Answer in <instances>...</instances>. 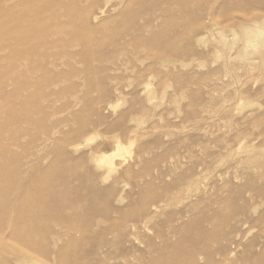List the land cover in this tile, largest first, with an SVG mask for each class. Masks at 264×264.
I'll use <instances>...</instances> for the list:
<instances>
[{"label":"bare ground","instance_id":"6f19581e","mask_svg":"<svg viewBox=\"0 0 264 264\" xmlns=\"http://www.w3.org/2000/svg\"><path fill=\"white\" fill-rule=\"evenodd\" d=\"M144 2L0 0V62H5L0 69L9 74L19 106L11 108V96L4 88L10 81L4 87L0 83V105L8 107L10 116L19 113L20 122L25 123L21 124L25 127L19 129L17 137L13 138L12 134L13 142L9 140L11 144L8 145L4 143L6 138L0 127V264H236L230 259L236 254L237 244L232 247L226 236H219L216 242L220 245L211 248L213 231L210 228L216 226L218 214L201 218L191 228L192 234L188 233L189 229L187 237L175 241L173 238L183 232L184 226H172L166 233H154L145 242L140 239L141 233L150 231L148 223L155 216L152 212L153 207L156 209L155 197L140 188L136 193L138 208H121L122 189L126 187L125 180L134 177L131 168L146 164L145 156L155 154V144L142 143L135 164L126 167L109 186L101 188L110 174L124 163H116L115 159L123 158L126 151L119 136L134 133L124 125L127 118L134 119L131 111L108 126L105 124L108 132L114 134L104 137L113 145L112 152L91 147L89 143L93 138L90 135L84 139L86 152L79 156V144L73 141L83 137L92 120L80 119L75 131L64 133L56 131L55 127L45 128L34 119L35 94L30 93V88H87V93L94 88H118L119 81L128 73L130 60L139 58V53L147 54L146 61L141 59L139 65L147 63L139 72L138 88L144 90V101H150V81H156L159 87V50L176 51L159 37V33L144 37L159 23V13L155 11L144 19L139 13L133 14L132 6L143 9ZM107 9L108 16L104 19ZM229 11L226 2L216 15L232 20L234 15ZM237 21L242 33L238 55L254 64L255 58L249 55L264 40V14L242 15ZM216 40L227 45L224 31L217 32ZM177 51L179 55H186L185 48ZM106 93L102 89L101 97ZM50 106L47 108L51 111L53 105ZM87 107L91 113L94 111L91 99ZM94 123L98 127L103 120L99 117ZM140 135L138 133L137 137ZM23 141L30 153L20 162L12 158L10 149L23 145ZM252 151L250 158L255 162L256 152ZM40 155H43L41 159ZM49 157V165L41 172L39 161ZM158 161L159 158L156 163ZM254 186L249 183L247 188ZM172 187L177 202L195 192L191 184L181 186L178 182ZM262 194L264 188L257 197ZM232 211L222 221L236 228L241 219L235 222L232 218L235 211ZM113 215L117 216L114 220ZM256 224L264 226V213L258 214ZM146 250H159L162 260L147 261ZM241 255L242 264H264V241L253 240L243 247Z\"/></svg>","mask_w":264,"mask_h":264},{"label":"rangeland","instance_id":"374dc122","mask_svg":"<svg viewBox=\"0 0 264 264\" xmlns=\"http://www.w3.org/2000/svg\"><path fill=\"white\" fill-rule=\"evenodd\" d=\"M226 2L230 14L234 15L232 20L216 15ZM132 9L133 14L139 13L143 19L152 11L159 13V23L151 29L150 35L145 34L144 37L159 33V37L176 51L159 50V87L156 81H150V101H144V90L138 88L139 72L147 63L140 66V61H146L147 54L139 53V58L130 60L128 73L123 75L118 88H94L89 93L87 88H30V93L35 94L34 119L45 128L55 127L56 131L64 133L75 131L80 119L92 120L83 137L73 141L79 144V156L86 152L84 139L90 135L93 138L89 143L91 147H102L104 152H112L113 145L104 138L114 135L108 132V123L131 111L134 119L127 118L124 125L134 133L119 136L126 151L123 158L115 159L116 163H124L118 171L110 174L101 188L109 186L126 167L135 164L142 143L155 144V154L145 156L146 164L131 168L134 177L125 180L127 184L122 189L124 201L121 208H138L135 203L140 188L155 197L156 209L152 208L155 216L148 223L150 231L141 233L140 239L145 242L154 233H166L172 226H184L183 232L173 238L175 241L187 237L186 231L190 229L188 233H191V228L201 218L218 214L216 226L208 227L213 231L211 248L220 245L216 242L219 236H226L232 247L237 244L236 257L230 260L242 264L243 247L253 240L257 243L264 241V226L256 224L258 214L264 213V194L257 197L264 188V40L249 55L255 58L254 64L240 58L242 33L236 21L241 20L242 15L264 14V0H145L143 9L136 5ZM212 24L215 26L211 27ZM218 31L225 32L226 46L217 42ZM183 48L186 51L184 56L177 51ZM2 66L5 62H0ZM4 73L0 69L1 87L10 81L9 74ZM9 84L4 88L11 96V108L16 109L19 106L18 100L14 99L16 90L11 81ZM102 89L107 92L105 97H101ZM90 99L94 104L92 113L87 107ZM47 106L52 107L51 111ZM6 107L1 103L0 127L6 138L4 143L8 142V145L13 142L12 134L13 138L17 137L25 123L20 122L19 113L8 115ZM97 114L103 120L98 127L94 123L99 118ZM136 132L141 134L140 137ZM22 144L10 149L12 158L20 162L30 153L26 143L23 141ZM250 150L256 152L255 162L250 158ZM49 160L50 157L39 161L41 172L49 165ZM178 182L181 186L193 185L195 191L179 202L174 199L172 187ZM249 183H253L254 188L248 189ZM232 210L235 211L232 215L235 222L241 219L236 228L229 223L224 225L222 221L232 214ZM112 218L114 220L117 216ZM233 230L234 235L231 234ZM146 257L147 261L162 260L159 250L147 252Z\"/></svg>","mask_w":264,"mask_h":264}]
</instances>
